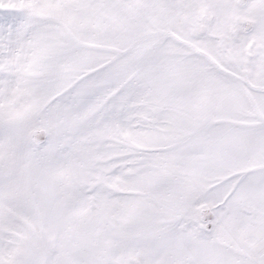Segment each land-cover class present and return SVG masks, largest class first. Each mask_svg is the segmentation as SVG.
Instances as JSON below:
<instances>
[{
	"label": "snow or ice",
	"instance_id": "snow-or-ice-1",
	"mask_svg": "<svg viewBox=\"0 0 264 264\" xmlns=\"http://www.w3.org/2000/svg\"><path fill=\"white\" fill-rule=\"evenodd\" d=\"M0 264H264V0H0Z\"/></svg>",
	"mask_w": 264,
	"mask_h": 264
}]
</instances>
